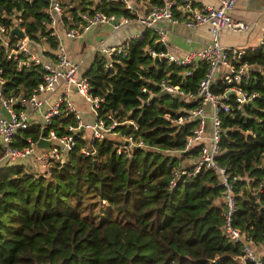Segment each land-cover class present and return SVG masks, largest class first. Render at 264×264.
I'll list each match as a JSON object with an SVG mask.
<instances>
[{
  "label": "trees",
  "instance_id": "1",
  "mask_svg": "<svg viewBox=\"0 0 264 264\" xmlns=\"http://www.w3.org/2000/svg\"><path fill=\"white\" fill-rule=\"evenodd\" d=\"M47 6L48 0H0V23L9 26L10 14L20 13L29 43L38 44L49 33L41 23L47 21ZM63 7L59 30L74 22L78 26L81 11L133 16L118 1L63 0ZM47 41L49 51L55 50L56 39ZM151 47L166 51L152 44L146 30L142 39L127 43L125 55L113 57V68L105 71V57L97 53L85 74L92 95L105 98L98 115L122 123L113 130L118 137L132 134L142 143L130 156L116 153L117 139L109 134L93 142L77 138L67 161L55 164L44 178L29 174L24 160L1 159L0 145V264H245L242 244L229 241L222 230L225 204L218 173L203 168L193 178L169 184L174 169H190L200 155L197 144L182 151L192 125L171 121L196 100L159 93L154 83L166 78L195 93L206 65L200 63L184 79L181 68L166 62L143 68ZM243 60L257 68L256 84L249 88L260 96L244 111L223 117L217 163L232 180V224L264 264V50L247 49ZM0 70L6 96L30 95L43 75L39 65L17 71L2 49ZM142 85L155 93L146 105ZM126 119L136 120L138 130L123 124ZM69 123L76 124L71 114L55 119L54 127L62 133ZM39 133V125L21 130L16 144L25 147ZM85 147L94 154L83 155ZM110 235L119 237L108 253Z\"/></svg>",
  "mask_w": 264,
  "mask_h": 264
},
{
  "label": "built area",
  "instance_id": "2",
  "mask_svg": "<svg viewBox=\"0 0 264 264\" xmlns=\"http://www.w3.org/2000/svg\"><path fill=\"white\" fill-rule=\"evenodd\" d=\"M106 1L120 2L123 8L133 16L118 17L113 13L106 14L97 9L81 11L78 14V26L74 22L72 26L62 28L65 36L75 39L97 25L109 26L114 32L134 22L141 25L144 31H150L153 45L161 44L166 47V33L158 26L159 21L167 20L176 23L179 21L178 17L183 15V23L191 29L207 26L209 41L203 48L175 55L167 49L157 51L151 47L147 49L148 60L142 65L143 68H148L151 64L156 65L159 62L173 64L181 68L183 79L190 76L200 63L206 65L205 73L199 80L195 93L183 91L180 85L172 84L170 79L166 78L154 83L159 93L193 97L196 100L193 107L184 109L182 114L171 121L180 126L192 125L184 139L182 151L185 152L197 144L200 155L190 169L183 166L174 169L169 184L173 187L182 174L193 178L203 168L215 170L220 177L224 193L223 233L229 241L242 244L241 259L245 264H262L253 250L252 242L247 236L244 239L240 229L232 224L236 209L232 180L225 169L218 165L217 158L222 153L220 142L224 133L223 117L230 115L232 111H244L245 106L253 103L260 96L257 90L249 88L250 85L256 84L257 68L244 61L243 57L247 49L264 50V28L261 30L259 44L256 47L236 45L225 47L220 42L221 33L249 32L251 27L245 22L233 19L230 15L238 0H219L216 6L211 4L197 6L196 0H163V3L159 5H153L149 0ZM137 4H139L138 7H136ZM140 5L145 6L140 7ZM45 11L48 16L47 21L41 23L47 26L49 33L40 37V42L35 45L28 41L25 29L21 26V19L18 17L20 13L10 14L12 23L9 26L0 23V49L3 50L6 59L14 63L15 69L23 71L39 65L43 70L41 82L27 96L22 92L4 95L6 78L1 75L0 70V145L3 150L1 159L24 160L31 168L28 170L29 174L47 178L55 164H63L67 161L68 153L77 144V138L85 139L83 136L85 129L91 132L90 142H93L102 140L107 134H112L113 130L122 123L111 115H107V120L98 115V109L105 102V98L92 95L89 79L80 71L81 62L71 58L64 47L58 32L61 26L60 17L65 13L63 0H48ZM14 27H18L24 36L13 34L10 38V30ZM143 32L130 34L122 42L113 46L105 45L100 41L96 49L105 57L103 69L108 71L109 68H113V57L125 55L127 43L134 39H142ZM49 37L56 39V48L51 52L47 44ZM155 58L157 62L154 61ZM54 91L59 95L51 103L46 98L40 97L44 93L51 94ZM73 93L87 103L90 113L87 119L83 117L78 105L72 101ZM140 93L148 95L145 96L143 103L145 105L149 104V99L155 94L148 91L145 85L140 87ZM28 106L34 111H41L38 124L32 114L26 111L25 108ZM69 114L73 116L76 124L69 123L61 127L62 133H59L54 127V120ZM164 117L170 118L168 114ZM36 124L40 128L38 139L33 141L28 138L27 146H18L16 137L19 131L29 129ZM123 124H128L133 131L138 130V123L134 119H126ZM40 139L49 141L48 147H38L37 142ZM124 139L125 142L122 140L115 144L117 154L125 153L130 156L131 149L142 144L136 143L132 134ZM81 153L91 156L94 150L85 147L81 149ZM40 168H43V172H39Z\"/></svg>",
  "mask_w": 264,
  "mask_h": 264
},
{
  "label": "crops",
  "instance_id": "3",
  "mask_svg": "<svg viewBox=\"0 0 264 264\" xmlns=\"http://www.w3.org/2000/svg\"><path fill=\"white\" fill-rule=\"evenodd\" d=\"M94 1L98 2L99 0ZM204 4L216 6L219 4V0H196L197 6H202ZM138 6L139 4H137L136 7ZM144 6L145 5H140V7ZM230 15L233 19L245 22L251 27L249 32L233 33L227 31L221 33V44L225 47L236 45L253 48L258 46L261 30L264 28V0H238L233 10L230 12ZM178 18L179 21L176 23L167 20L158 22V26L166 33V49L175 55H181L193 49L203 48L209 41L207 39V26H202L199 29H191L183 23V15ZM143 31L144 28L134 22L126 24L118 31L114 32L111 31L109 26L97 25L75 39L67 38L63 30H58L69 56L81 62L80 71L84 75L90 69L94 56L98 53L96 48L100 41L104 42L105 45L113 46L122 42L126 36H130V34L134 33L141 34ZM98 38L99 41L96 42ZM58 95L59 94L54 91L51 94H49V92L44 93L40 95V97L46 98L48 102L51 103L56 100ZM71 97L72 101L78 105L83 117L88 118L90 114L88 105L84 106V102L75 93H73ZM25 109L37 120L36 123L40 121L41 111H34L29 106ZM28 170H31L29 166Z\"/></svg>",
  "mask_w": 264,
  "mask_h": 264
},
{
  "label": "rangeland",
  "instance_id": "4",
  "mask_svg": "<svg viewBox=\"0 0 264 264\" xmlns=\"http://www.w3.org/2000/svg\"><path fill=\"white\" fill-rule=\"evenodd\" d=\"M64 8V7H63ZM97 41H99V38L96 40V42ZM78 42V41H77ZM142 100H141V103H144V100H145V98H141ZM75 103V102H74ZM84 106H87V103L86 102H84ZM87 119V118H86ZM109 135H111V136H113L115 139H117V142H120V141H122L123 140V142H125V137H118V133L117 134H115V133H112V134H109ZM83 136H84V138L86 139V140H88V141H90L91 140V132L89 131V130H87V129H85V131L83 132ZM25 163H26V165L28 164L26 161H25ZM38 165H36V167H37ZM41 169V168H40ZM40 169H38L39 170V172H43V168L40 170ZM118 237L119 236H115V235H110V243H111V247H110V249H108V253L110 252V250H111V248H113V247H117V244H118ZM128 242V241H127Z\"/></svg>",
  "mask_w": 264,
  "mask_h": 264
},
{
  "label": "water",
  "instance_id": "5",
  "mask_svg": "<svg viewBox=\"0 0 264 264\" xmlns=\"http://www.w3.org/2000/svg\"><path fill=\"white\" fill-rule=\"evenodd\" d=\"M13 34H17L20 37L24 36V33L21 32L18 27H14L13 29L10 30V33H9L10 38L12 37ZM154 61L157 62V58H155ZM49 144H50V142L47 140H44V139H40L37 142V146L40 148H46V147H48ZM93 163H95V160H93ZM184 176H185L184 174L180 175L179 179H182ZM211 262H213V261H211Z\"/></svg>",
  "mask_w": 264,
  "mask_h": 264
}]
</instances>
